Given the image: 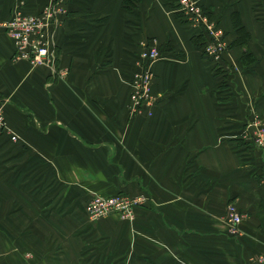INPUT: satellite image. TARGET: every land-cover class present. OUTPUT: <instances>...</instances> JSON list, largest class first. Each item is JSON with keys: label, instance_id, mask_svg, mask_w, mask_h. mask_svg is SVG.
<instances>
[{"label": "crops", "instance_id": "0c3cea01", "mask_svg": "<svg viewBox=\"0 0 264 264\" xmlns=\"http://www.w3.org/2000/svg\"><path fill=\"white\" fill-rule=\"evenodd\" d=\"M51 1L0 0V105L27 167L64 187L55 205L72 214L44 216L64 235L62 255L10 264H81L85 243L65 233L93 191L148 197L117 246L123 264H264V158L248 129L255 117L264 124V0H198L228 46L219 62L204 56L193 38L203 29L177 0H62L58 74L13 58L3 26L15 8L37 13ZM234 15L255 60L242 61ZM150 41L164 55L152 64L155 100L133 115L128 79ZM230 201L247 214L235 234ZM110 248L92 264L113 263Z\"/></svg>", "mask_w": 264, "mask_h": 264}, {"label": "rangeland", "instance_id": "374dc122", "mask_svg": "<svg viewBox=\"0 0 264 264\" xmlns=\"http://www.w3.org/2000/svg\"><path fill=\"white\" fill-rule=\"evenodd\" d=\"M52 1L53 3H57L58 0ZM52 1L50 2L51 4H53ZM42 9L37 13H24L20 8H15L12 16L17 12L25 15H37L42 13ZM61 18L57 23L53 24L52 28H55L56 32L58 31L57 27ZM8 21L9 20L4 21L3 26L7 31V36L15 45L13 58L17 60H28L35 67L48 65L55 74L60 73L59 70H57V61L59 57L57 50L58 43H56L55 36L56 32H54L56 44L53 49L50 47L51 51L55 53V60L50 63L47 62V60L41 63H35L33 62V60H35L33 49L36 51V48L33 47V45L27 46V50H29V55L27 57L22 58L19 54L20 52L17 53L18 45H16V40L10 37V31L7 29L6 23ZM200 48L203 51L202 45ZM204 53V56H207V53ZM12 135L17 136V139H12ZM22 145L19 135L10 127L6 114L0 105V257L2 259V264L4 260L6 261L4 264H10V261L15 263L17 258L22 257L34 262L38 260V258L40 260L47 258L49 253L56 256L62 255L65 249L59 245V242L63 240L62 236L64 235L55 234L58 229L55 227L52 229L50 227L53 225L54 221L51 223L49 218H45L44 216L52 213L53 210L59 211V213H68V215L72 214L71 208L68 209L64 203H62L61 208L55 205L59 202V190L62 186L49 183L50 180L47 178V172L44 173V171L39 169L34 170L33 168L30 169L27 167L28 154L24 152V148L21 147ZM68 187L69 186H66L65 188L68 189ZM63 189L64 187H62V190ZM119 192L122 194L124 193L122 191ZM94 194L109 195V193L93 191L88 200ZM147 198L146 196L141 202L138 201V203H136L134 207V217L129 219L123 218L122 214L119 212L106 214L95 219L87 212V200L84 210V212L86 211V217L73 219L75 222L71 226L72 229L68 231L69 233H65L67 235L66 239L70 242L82 239L85 243L84 247L86 248L82 250L84 256L80 260L81 264H92L91 257L95 254H97L98 257H103L105 251H108L107 249H109V246H112L109 250L110 255L113 257V263L111 264H123L125 259L121 253V248L118 250L117 246H122L121 243L124 241L123 235L129 233L128 229L138 220L137 211L139 207L143 206ZM78 201H80V199H77L75 202ZM77 205L74 206L73 204L72 206L78 209ZM70 221V219H67L64 225H68ZM49 241L52 250L44 252L39 244L48 243ZM115 247L117 248L114 250ZM94 262H96V260Z\"/></svg>", "mask_w": 264, "mask_h": 264}, {"label": "built area", "instance_id": "2783aa9c", "mask_svg": "<svg viewBox=\"0 0 264 264\" xmlns=\"http://www.w3.org/2000/svg\"><path fill=\"white\" fill-rule=\"evenodd\" d=\"M178 7L182 11V15L187 22H191L203 29L205 37L202 47L207 56L214 61L221 60L222 54L225 53L228 46L225 38L222 36L221 30L216 23L212 21L211 11L202 6L198 0H177ZM53 3V1H52ZM62 0L57 3L46 5L42 9V13L37 15L15 13L7 24L11 38L16 40L17 53L25 58L29 55L27 46L33 45L36 48L35 63H41L44 60L52 62L55 60L53 49L55 43L54 32H56L53 24L57 23L63 15ZM60 22V21H59ZM163 53L156 44L151 41L143 43L140 55L135 60L136 70L133 71L128 79L130 83V108L133 115H138L144 111L151 113L155 96L152 93V84L154 83L155 72L152 64L157 59H161ZM248 129L251 130V140L261 149L264 158V124L259 123L258 118H253L248 123ZM12 139L16 140L17 136L12 135ZM262 179L264 181V162L261 169ZM145 198L142 196H132L130 194H122L121 192L114 195L94 194L88 200L87 212L95 219L106 214L119 212L123 218L134 217V207L136 203L141 202ZM227 221L230 224L233 234L237 233L238 226L246 217V213L237 205L236 202L230 201L226 208ZM264 263V256L261 257Z\"/></svg>", "mask_w": 264, "mask_h": 264}, {"label": "trees", "instance_id": "16d2710c", "mask_svg": "<svg viewBox=\"0 0 264 264\" xmlns=\"http://www.w3.org/2000/svg\"><path fill=\"white\" fill-rule=\"evenodd\" d=\"M128 2H133V0H127ZM234 22H235V27L238 31V38L235 40L236 43H238L239 45H242L245 47L246 51L242 56V61L243 63H246L247 61L253 60L254 56H253V51L251 49L248 48L247 43H248V39L251 36L249 31L246 29V27H244L245 25H243V22L240 21L238 16L234 15ZM193 38H195V42L197 44H199L200 46L203 44V41L205 39V37L203 35H195L193 36ZM255 60V59H254Z\"/></svg>", "mask_w": 264, "mask_h": 264}]
</instances>
